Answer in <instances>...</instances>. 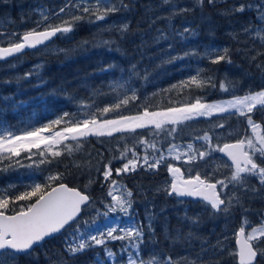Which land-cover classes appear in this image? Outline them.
I'll use <instances>...</instances> for the list:
<instances>
[{"label": "trees", "instance_id": "1", "mask_svg": "<svg viewBox=\"0 0 264 264\" xmlns=\"http://www.w3.org/2000/svg\"><path fill=\"white\" fill-rule=\"evenodd\" d=\"M185 1H190L185 7L193 8V0ZM124 2L134 6L130 11L121 10L129 18L127 22L129 29L123 39L120 37L119 28L102 29L99 26L101 22L93 24L87 18L89 15L85 14L82 15L84 17L82 20L71 22L75 24L73 32L67 34L71 39L59 33L47 47L0 62V122L11 127L26 126L25 124L40 127L57 119L64 112L75 114L95 112L101 121L119 119L145 110L167 111L190 105L196 98L222 99L225 96L222 95L219 83L225 78L224 72L227 68H238V71L241 70L246 75L245 78L237 76L236 82H232L234 87L229 92L238 94L264 89V82L259 83V77L262 75L264 77V69L261 70L259 61L262 57L254 50V44L263 50L264 44H260L245 31L255 25L252 10L220 15L221 7L209 5L205 0L203 9L196 7L194 11L172 16L170 4L165 5L162 0H124ZM173 2L180 4L178 0ZM66 4L67 0H32L31 3L25 2L24 6L20 3L18 6L16 0L7 4L0 3V19L5 21L0 24V32H4L1 33L2 35H9L12 32L20 33L38 27V21H41L42 17L40 15L33 19V11L36 8L48 12L50 18L54 16L52 22L62 18L68 11L78 12L77 9L69 6L64 13L56 15ZM161 6L166 10L163 17L156 14ZM112 16L114 15L110 14V18ZM169 17L171 19H168ZM46 21L42 23L45 24ZM186 25L195 29L197 35L189 40H181L174 35V32L183 31ZM226 28H234L235 33L226 34ZM162 33L167 39L157 42V37ZM0 38L4 40L5 37L0 36ZM13 38L15 40H0V46L18 42L21 35ZM105 39H114L116 43L111 49L99 46L100 41ZM209 47L228 48L232 63L212 64L208 59L199 58H186L175 63L165 62L170 52L172 55H177L191 48L203 52ZM254 56L256 58L252 59ZM133 64L136 65L139 76H130L129 70ZM109 65L116 67L110 72L101 71ZM198 68L204 69L202 76L215 77V88L182 86V82H185L184 75L193 76ZM145 73L147 79H144ZM26 74L30 75L26 76ZM246 78L253 80L254 87L248 88L243 85V80ZM121 84L123 87H120ZM244 84L249 85L250 82ZM117 87L120 89L117 90ZM132 89L137 93L138 98L135 101L118 109L113 108L106 114L97 111V108L102 109L117 103L124 95H131ZM82 105L84 107H81ZM253 118L256 122L262 123L264 128V114L256 111ZM240 119L239 126L245 130L244 118L230 119L224 123L228 125ZM176 129L177 140L193 142L196 140L195 137L203 136L205 132L211 134L212 130L217 128H214V123L200 118L190 125L180 123ZM133 134V132L118 133L102 137L90 135L77 141L80 147L74 149L71 154L63 149L59 157L48 156V159L52 160L50 164H39V162L27 164L29 161L24 158L25 152L19 157H12V161L18 160L19 163H12L11 167L9 160L5 159L2 162L3 167L0 165V187L14 184V187L6 193L14 199L15 196L26 191L28 185L47 183L50 174L60 173L62 179L55 181V185L63 183L77 189L90 196L95 202V207L102 208L100 202H108L107 183L102 182L103 177L99 175L97 169L102 171L103 166L110 161L113 169L119 168L118 165L122 160L114 157H119V148L129 147L130 137ZM135 134L142 136L144 132L136 131ZM171 139L169 138V141ZM76 143L71 142L73 146ZM255 159L259 163L264 157ZM162 177V169H160L153 172L138 171L123 175L119 179L133 192L134 206L139 210L138 215L143 220L149 213L152 215L155 234L153 236L148 233L146 223L142 245L143 257L148 259L154 253L157 257L171 256L179 260L187 256L194 259L201 254L203 244L206 249L202 255L203 264H217V262L237 264V257L229 255L228 252L236 250L234 234L242 226V217H247L249 226L260 224L264 216V197L260 195V191L253 197H249V192L241 193L242 207L236 206L227 217L223 214L213 217L209 215L212 211L210 205H205L201 200L185 199L184 203H178L180 200L175 197L157 193L152 195L153 203H148L137 193L138 186L161 181ZM90 179L93 182L90 183ZM249 181V187L259 184L254 178ZM34 200L35 197L32 201L10 203L8 212L18 211L21 205L26 206ZM205 207L208 211L204 210ZM244 209L249 211L245 212ZM94 213L91 209H86L81 216L83 220L90 221L94 219ZM186 213L188 217L199 216V224L192 225L185 219ZM190 231L194 236L186 239ZM66 234L62 232L46 241L42 247L35 248L31 257L20 256L16 264H95L97 253L104 257L102 247L77 254L74 258L70 257L65 251ZM178 234L180 238L175 239ZM225 235L229 237L224 241L225 251L222 255H217L213 246L218 239L223 240ZM261 264H264V261Z\"/></svg>", "mask_w": 264, "mask_h": 264}, {"label": "snow or ice", "instance_id": "2", "mask_svg": "<svg viewBox=\"0 0 264 264\" xmlns=\"http://www.w3.org/2000/svg\"><path fill=\"white\" fill-rule=\"evenodd\" d=\"M162 2L165 5H173L171 15L175 16L179 13L194 11L196 7L203 9L205 0H193V8H182L179 10L176 9L173 0H162ZM217 2L218 0H207L209 5H215ZM90 4L94 5V7L88 6ZM81 5H84L82 11L86 14L94 15L97 21L105 20L109 14L119 12L121 9L130 11L134 6L126 4L124 0H119L118 4L114 3L113 0H75V3H73V0H67V4L61 7L56 15L64 13L69 6L79 10ZM233 8L238 12H243L246 8L254 9L257 13V19L264 21V0H259L258 3L241 4L238 7L233 6ZM223 14L228 13L225 12ZM41 17L42 20L38 21V27L43 21H49L44 25V30L32 29L22 36L20 42L13 43L10 47L0 46V59L22 53L26 48H36L38 45L47 47L45 42L50 41L58 33L64 34L68 39H71V36L67 34L73 32L75 24L70 21L53 24L49 13L44 11H41ZM83 18V16L74 15L72 20L80 21ZM168 19H171V17ZM128 29L129 25L127 23L119 26L118 31L121 39L124 38ZM245 31L250 32L249 29H245ZM13 35L16 34L14 33ZM174 35L181 40H189L195 37L197 33L190 25H186L183 27V31H175ZM254 38H259L261 43L264 44V30L257 29ZM161 39H167V36L162 33L157 37V42ZM115 43L114 39H105L100 41L99 46L111 49V46ZM169 48L171 49V45H169ZM260 54L257 53V55ZM186 58L208 59L212 64L221 62L232 63L228 48L221 50L214 47L206 48L203 52L191 48L177 55H172L170 52L165 62L175 63L177 60ZM255 58V56L252 57V59ZM115 67V65H109L101 71L110 72ZM257 67H260V65H257ZM129 72L130 76L140 75L135 64L131 66ZM203 72V68H198V71L188 81L182 82V86L195 85L197 87L210 86L215 88V77L213 75L204 77L202 76ZM144 79H147L146 73ZM120 87H123V84ZM219 87L221 91L229 92L234 86L225 76L220 81ZM137 98L136 91L132 89L131 95H124L117 103L107 105L102 109L97 108V111H102L106 114L113 108L118 109L122 105L127 106ZM81 107L84 106L82 105ZM256 111L264 114V89L258 92L246 93L244 96L234 95L232 99L224 102L207 104L197 99L195 103L184 107L171 108L164 112H149L145 110L142 115L124 116L121 119L100 121L95 112L89 114L64 112L48 125L35 128L28 125L22 133H18L11 126H6L3 122H0V161L9 160V167H11L12 163H19L18 160L12 161V157H19L21 152L24 151L28 152L30 154L29 158H31L32 149H40L41 144H43L45 148L37 153L41 157L39 164H50L52 160H49L48 156L55 158L62 154V150H54L56 145L63 144V148L67 150L68 154H71L74 149H79L80 143H76L74 146L64 143V141L68 140L79 141L81 138L90 135L111 136L113 132L135 131L138 128H144L149 125L154 126L156 130H161L162 125L165 123L175 125L182 121L194 119L197 116L209 117L218 115L219 119L214 123V128H225L224 122L226 120L234 116L243 117L252 135H245L235 143H224L221 147L218 143L219 134L213 132L210 135L205 132L203 136L195 137V139L202 140L207 145L206 148L201 145L200 148L194 149V146L190 143L187 145L188 151L185 152L180 149L179 145L173 143L167 150L168 155L172 156L173 159L179 160L183 156L186 157L184 160L185 164L196 165V167L189 169V171H196V175L185 179L180 167H176L171 163L167 164L168 173L172 177L170 184L164 189L167 191L168 196L199 198L205 205H210L212 210L209 213L210 216L214 217L218 214H223L227 217L233 208L243 206L241 193L264 192V160L258 163L257 159L254 158L257 153H259L260 157H264V128H262V123L256 122L253 118V114ZM73 116L76 118L73 119ZM62 124L64 127L61 130L52 132L53 126ZM167 131L175 139L174 134L177 129L173 127ZM46 132H51L52 134L46 136L44 135ZM228 134L230 135L231 133ZM214 137L217 140L216 143H213ZM140 143L145 144L147 141L141 139ZM150 147L154 150L153 155L150 157L146 152L143 156V163H139L141 157L134 148H126L119 157H114V159L127 161L121 167L113 169L110 161L103 166L102 171L97 169L99 175L103 177L102 182L110 181L107 192L110 202H100L104 205L105 211L103 213L98 207H95V202L92 201L90 196L82 194L80 191L63 183L55 185V181L62 179V174L60 173L50 174L47 177V183L28 185L27 190L15 196L14 199L7 194L0 195V264H7L8 261H17L21 255L31 257L36 247H42L47 239L55 238L56 234H61L62 232L67 233L71 237L65 240V251L70 257L74 258L77 254L102 247L104 257L97 253L95 264H106V262L107 264H122L125 254L127 255V264H203L202 255L206 251L203 244L201 245V254L194 259L185 256L177 260L171 256L157 257L154 253L147 260L143 258V249L140 246L144 243L145 226L143 221L137 224L132 218L135 211L133 208V192L126 185L116 179H112V176L113 172H115L117 177L129 172H135L138 166L144 167L146 165V170L158 169L166 161L167 157L155 144L150 145ZM129 151L132 153L131 158L127 156ZM174 151L176 155L173 156ZM155 152H160L159 156H155ZM213 152L223 153L231 160L232 164L228 165L226 161L220 158V163L223 167H234L230 177L216 180L215 183L209 182L210 178L207 173L202 174L198 171L199 168L208 166V158L212 157ZM198 160L205 161V163L197 164ZM36 166L38 167L39 165ZM249 177H256L259 182L258 186L249 187ZM89 182L93 181L90 179ZM218 185L220 186L219 191H217ZM229 185H231V188H229ZM225 189H228V192H225ZM34 197V202L28 203L26 206L21 205L19 211L7 214L10 203L32 201ZM184 202L183 200L178 201V203ZM86 209L94 211L96 216L103 215L104 226L100 227V221L96 219L91 221L83 220L81 214ZM204 210L208 211L207 207ZM244 211L247 212L249 209H244ZM114 213L124 214V216L129 218V223L127 225H122L119 221H114L111 224L107 223L109 216ZM146 219L148 221L147 231L154 236L155 230L152 225V215H148ZM185 219L189 220L194 226L200 222L199 216L188 217L187 213L185 214ZM82 220L83 227H81ZM248 223L247 217H242V226L234 234L236 250L229 251L228 254L237 257V264H261L264 261V217H262L260 226L252 227L251 231L246 233L245 228ZM193 236L194 233L190 231L186 239H191ZM179 238L180 235L178 234L175 239ZM228 239L229 237L225 235L223 240H217L216 245L213 246L217 255L224 253L226 248L224 241ZM117 240L127 241V244L121 245V261H117L116 253L107 246L108 241Z\"/></svg>", "mask_w": 264, "mask_h": 264}, {"label": "rangeland", "instance_id": "3", "mask_svg": "<svg viewBox=\"0 0 264 264\" xmlns=\"http://www.w3.org/2000/svg\"><path fill=\"white\" fill-rule=\"evenodd\" d=\"M178 1L180 2L179 5H178V3L173 2L176 7L180 6V7L176 8L177 10L182 9V8H187V7H185V5L190 3V1H185V0H178ZM113 2L118 4L119 0H113ZM258 2H259V0H222V2H221V0H218V2L214 6L221 7V10L219 11V14L222 15L225 12L232 13V14L233 13L247 12L250 9L246 8L243 12H238V11L234 10L233 6L238 7L241 4H245L246 5V4H249V3H258ZM88 6L94 7V5H91V4L88 5ZM83 7H84V5H81L80 9L79 10L77 9L78 12H76V13H75L76 10L68 11L66 14H64V16L62 18L56 19V21H53V22L51 21V23H53V24H61L64 21L72 22L73 21L72 17L74 15L82 16V15L86 14V13H84L82 11ZM170 7L172 8L173 5L170 4ZM251 10L254 13L253 24H255V25L250 26L251 28L249 29L250 32H248V35L252 36L253 39H257L258 42L260 44H262L261 40L259 38H254V34L257 31V29L264 30V21L258 20L256 11L254 9H251ZM41 11L45 12V10L37 8V10H36L37 14L36 15L40 16L41 15ZM156 14L158 16H160V17H163L166 14V10H163V6H161V7L158 8ZM179 14H181V13H179ZM86 15H89L87 18L93 24L97 23V22H101L99 24V26H101L102 29H109V28H113V27L114 28H119L120 25H122L123 23H127L129 21L128 16L125 15L123 11H119V12L114 13L113 14L114 16H112V18H110V14H109L106 17L105 20H101V21H97L95 19L94 15H91V14H86ZM90 17H91V19H90ZM2 22H5V21L3 19H0V24ZM102 23H104V24H102ZM103 25H106V27H102ZM225 31H226L225 32L226 34H228V33L234 34L235 33L234 28H226ZM252 32H254V33H252ZM1 33L2 32H0V36L5 37L4 40L2 38H0V40H3V41L15 40V38H13V37L18 35V32H12L9 35H2ZM14 33L16 35H13ZM12 44H9V45H12ZM254 45H255L254 46L255 52L256 53H261L260 55H261L262 58L259 61L261 62V68H262V69L261 68L260 69L263 70L264 69V52H263L264 50H263V48L260 49V46H257L256 44H254ZM214 48H218V49L222 50L225 47H214ZM224 75L227 76L230 79L231 82H236L237 76H242L243 78L246 77V75H245V73L243 71H241V70L238 71V68H234V69L227 68L225 70V72H224ZM184 76H185L184 81H186V80L188 81V79L191 77V74H187V75H184ZM245 82L246 83L250 82V84L249 85H245L244 84ZM261 82H264L263 75L259 77V83H261ZM243 85L245 87H248V88L254 87L253 80L251 78L244 79L243 80ZM116 89L118 90L120 88L117 87ZM242 90H244V89H242ZM256 92H258V91H256ZM247 93H249V92H247ZM245 94L246 93H238V94H236V92H223L222 91V95L225 96V98H223L222 100H219V99L214 100V99H208V98H196L193 103H195L197 99H200L203 103H207V104L219 103V102H224V101L232 99L234 95L235 96H244ZM180 107H184V106H180ZM157 112H164V111H157ZM142 113H137V114H133V115H127V116H137V115H142ZM218 117H219L218 115H212V116H209V117H199V116H197L194 119L187 120V121H182V122H179V123H177L175 125L169 124V123H165L164 125H162V129L161 130H156L154 128V126L149 125V126L144 127V128H138L135 131L113 132L112 135L118 134V133H130V132L134 133L130 137V142H129V145H128L129 147L128 148H134V150L137 152V154L141 157L139 163H143V156L145 155L146 152H147V154L150 157L153 155V151L154 150L150 147V145H152V144H155L156 147L158 149H160V151H163L165 156L167 157V159L156 170H146L147 169L146 165L144 167H139L138 166L137 170L135 172H129V173H126V174H122L119 177H117L115 175V172H113L112 179H116L118 182L122 183L119 179H121L123 175H129L131 173H136L138 171L153 172V171H157V170L162 169L163 177H162L161 181H157L155 183H151V184H148V185L138 186L137 193H139L141 196H143V199L146 200V202H148V203H153V199H152V195L153 194L163 193L164 195L168 196L167 191H165L164 189L168 187L172 177L168 173L167 164L171 163L172 165H174L176 167H180L181 168V172H182V174H183L185 179L189 178L190 176L194 177L196 175V171H189V169L196 167L195 164H192V165L185 164L184 160L186 159V157H183V156L179 160L173 159L172 156L168 155V151H167L168 148L174 143V144L179 145L180 149L186 152V151H188L187 145L190 144V143L194 146V149L200 148L201 145H203V147L206 148L207 145L204 144V142L202 140H198V139L193 140V142H188V141H182L181 142V141L177 140V138L173 139V136L169 135L167 130H169V129L173 128V127L177 128V126L180 123L186 124V125H190V124H192L194 122H197L200 118L207 119L209 123H215L219 119ZM121 118H119V119H121ZM236 118H239V117L234 116L231 119H236ZM240 118H243V117H240ZM50 122L46 123L44 126L48 125ZM240 123H241V119L238 120V121H235V123H231V124L225 125V128H217V129H213L212 130L211 134H213V132L219 134V140H218L219 146L222 147L224 143H235L238 139H240L241 137H243L245 135H247V136H251L252 135L251 130L248 128L247 122H245V125H244L245 130L241 129V127L239 126ZM25 125L28 126L30 124H25ZM26 126L22 125V126L12 127V128L15 131H17L18 133H22V131L26 128ZM35 127H39V126H32V128H35ZM63 127H64L63 124L59 125V126H53L52 132L59 131ZM136 131H143L144 135L138 136V135L135 134ZM228 133H231V134L229 135ZM51 134H52L51 132L44 133V135H46V136L47 135H51ZM91 136L92 137H102V136H95V135H91ZM168 136H170L169 138H172L170 141H169V138H167ZM174 136H175V134H174ZM87 137H89V136H87ZM84 138H86V137H84ZM81 139H83V138H81ZM141 139H144L145 141H147V143L141 144L140 143ZM71 142L76 143L77 141H72V140L64 141V143H67V144H71ZM216 142H217V140L214 137L213 143H216ZM44 148H45V145L41 144L40 149H35V148L32 149L31 158H29L30 154L28 152H25L26 156L24 158H27L28 161H29V162H27V164H38V162L41 159V157L37 153L39 151L43 150ZM63 149H64L63 148V144L56 145L54 147V150H62L63 151ZM119 149H120L119 150L120 151L119 156H120L121 152H123L125 150V148H119ZM23 152L24 151H22L21 153H23ZM159 154H160V152H155V156H159ZM174 155H176L175 151L173 152V156ZM127 156L129 158H131V156H132L131 151L128 152ZM256 157H260L259 153H257L254 158H256ZM220 158H222L223 161H226L221 156L220 152H213L212 153V157L208 158V166L198 169V171H200L202 174L203 173H207L208 174V176L210 178L209 182L215 183L216 180L224 179L225 177H230L232 171H234V168L223 167L221 165V163H220ZM262 158L263 157H260V159H262ZM2 162L3 161H0V165H2L1 167H3ZM126 162H127L126 160H122V162L118 165V167H121L123 165V163H126ZM196 163L197 164H204L205 161L198 160ZM227 164L229 165L228 162H227ZM165 177H167V178H165ZM202 178H203V175H202ZM253 178L256 179V181H258L256 177H249V179H253ZM19 179H21V178H19ZM106 183H107V192H108V186L110 184V181H108ZM13 185L14 184H10L9 186H4L2 188L0 187V195L6 194L10 190V188L14 187ZM219 188H220V186L218 185L217 186V191H219ZM229 188H231V185H229ZM225 192H228V189H225ZM106 195H107V193H106ZM257 195H258L257 192L256 193L249 192V197H253V196H257ZM260 195H262L264 197V192H260ZM108 202H110V197H108ZM102 206H103L102 208H99L101 210V213H103V211H105L103 204H102ZM133 208H134L135 211H134V215H133L132 218L136 221L137 224H140L143 221L144 225H146V223H148V221L146 219V216H144L145 219L143 220V218H141V216L138 215L139 210L136 209L134 205H133ZM148 215H150V213ZM94 216H95L94 219L100 221L99 226L103 227L104 226V217H103V215L96 216L95 213H94ZM91 220H93V219H91ZM114 221H119L120 224L127 225V223H129V218L124 216V214H122V213H114V214H111L109 216V218L107 220V223L111 224ZM260 225H261V222H260V224L255 225V226H249V224H248L246 226V228H245V231L247 233L248 231H251L252 227H258ZM81 227H83V221H81ZM236 232H237V230H236ZM65 236H66L67 239L71 238L68 234H66ZM234 237H235V235H234ZM66 238H65V240H66ZM122 244H127V241H120V240L108 241V245L107 246L112 248L113 251L116 253L117 261H121V245ZM142 245L140 246L141 248H142ZM113 246H114V248H113ZM145 260H147V259H145ZM16 263H17V261H14V262L13 261H8L7 262V264H16ZM106 264H107V262H106ZM122 264H127V255L126 254L123 257Z\"/></svg>", "mask_w": 264, "mask_h": 264}, {"label": "water", "instance_id": "4", "mask_svg": "<svg viewBox=\"0 0 264 264\" xmlns=\"http://www.w3.org/2000/svg\"><path fill=\"white\" fill-rule=\"evenodd\" d=\"M24 35V34H23ZM22 35V36H23ZM56 37V36H55ZM55 37H52V39L50 40V41H46L45 42V44L46 45H48L50 42H52V40L55 38ZM21 39H22V37H21ZM11 46V45H10ZM10 46H2V47H10ZM45 45H38L36 48H26V49H24L23 50V52L22 53H18V54H15V55H13V56H8V57H6V58H3V59H0V62H5V61H7V60H10V59H12V58H14V57H17V56H19V55H22V54H24V53H26V52H29V51H33V50H35V49H38V48H41V47H44ZM222 154V156L230 163V165L232 164V162H231V160H229L228 159V157L227 156H225L223 153H221ZM66 185V184H65ZM77 190V189H76ZM79 191V190H78ZM83 194V193H82ZM180 198H188V197H180ZM199 198H196L195 200H198ZM58 234H56V236H57ZM50 239H52V238H50ZM47 240H49V239H47ZM46 240V241H47ZM235 245H236V243H235ZM22 256V255H21Z\"/></svg>", "mask_w": 264, "mask_h": 264}, {"label": "flooded vegetation", "instance_id": "5", "mask_svg": "<svg viewBox=\"0 0 264 264\" xmlns=\"http://www.w3.org/2000/svg\"><path fill=\"white\" fill-rule=\"evenodd\" d=\"M15 0H0V3L2 4H7L9 2H14ZM16 2L18 3V6H19V3L21 4V6H24L25 5V2H32V0H16ZM34 4V3H33ZM35 4L37 5V2H35ZM37 8L33 11V19L36 18V17H40L39 15H36L37 12H36ZM23 11H24V8L22 7V14H23Z\"/></svg>", "mask_w": 264, "mask_h": 264}, {"label": "bare ground", "instance_id": "6", "mask_svg": "<svg viewBox=\"0 0 264 264\" xmlns=\"http://www.w3.org/2000/svg\"><path fill=\"white\" fill-rule=\"evenodd\" d=\"M54 16H52L50 19L52 20V18H53ZM49 21H46L45 22V24H47ZM34 29H37V30H39L40 29V27H36V28H34ZM32 30V29H31ZM2 33H4V32H2ZM18 35H19V32H18Z\"/></svg>", "mask_w": 264, "mask_h": 264}]
</instances>
